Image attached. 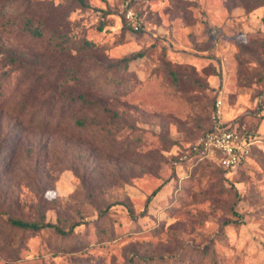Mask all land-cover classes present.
Returning a JSON list of instances; mask_svg holds the SVG:
<instances>
[{
  "label": "rangeland",
  "instance_id": "rangeland-1",
  "mask_svg": "<svg viewBox=\"0 0 264 264\" xmlns=\"http://www.w3.org/2000/svg\"><path fill=\"white\" fill-rule=\"evenodd\" d=\"M0 11V264H264V0ZM219 94L255 139L232 170L179 158ZM9 217L80 225L32 232Z\"/></svg>",
  "mask_w": 264,
  "mask_h": 264
},
{
  "label": "built area",
  "instance_id": "built-area-1",
  "mask_svg": "<svg viewBox=\"0 0 264 264\" xmlns=\"http://www.w3.org/2000/svg\"><path fill=\"white\" fill-rule=\"evenodd\" d=\"M128 17L134 29H139L140 23L136 21L135 17L132 14H129ZM223 115V97L219 94L216 98L210 128L190 146L186 153L180 155V160L187 157L209 158L227 170L237 168L248 160L255 139L251 136H246L238 128V125L225 119Z\"/></svg>",
  "mask_w": 264,
  "mask_h": 264
},
{
  "label": "trees",
  "instance_id": "trees-1",
  "mask_svg": "<svg viewBox=\"0 0 264 264\" xmlns=\"http://www.w3.org/2000/svg\"><path fill=\"white\" fill-rule=\"evenodd\" d=\"M0 12H2V11H0ZM26 27L34 35H41L42 34V31L39 28L34 27L32 18H30V17L27 18V20H26ZM17 105L19 107H21V108H24L25 107V102L24 101H19ZM44 115H45V117H40V115H38V114L35 113L34 116L31 119V121L32 122H38V123H46V124H48L51 120H50L49 117H46L47 116L46 114H44ZM75 123L78 126H80V127H84L85 126V121L83 119H80V118L76 119ZM238 128L242 132H244L246 136H250L249 133L246 132V131H243L240 128L239 125H238ZM0 153H1V150H0ZM8 222L11 225H13L14 227H17L19 229H24V230H28V231H32V232H38L40 230H45L46 229V230H52V231H54L56 233H59V234H62V235H69V234H71L75 230V228L78 225H80V223L74 222V223L70 224L69 226H66V225H63V224H60V223H54V222H50V221H48V222H44V221H31V220H26V219L17 218V217H9L8 218Z\"/></svg>",
  "mask_w": 264,
  "mask_h": 264
}]
</instances>
